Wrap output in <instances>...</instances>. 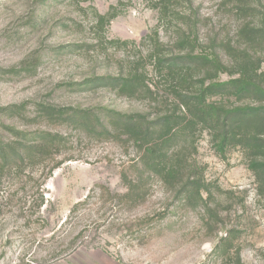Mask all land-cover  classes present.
<instances>
[{
  "label": "rangeland",
  "instance_id": "374dc122",
  "mask_svg": "<svg viewBox=\"0 0 264 264\" xmlns=\"http://www.w3.org/2000/svg\"><path fill=\"white\" fill-rule=\"evenodd\" d=\"M155 1L0 0V107L24 103L28 109L27 117L0 120L66 141L55 154L62 163L50 175L49 164L0 177V264H264V202L241 148L220 153L207 131L186 141L214 199L208 220L157 180L142 204H117L111 196L125 192L122 173L130 174L138 158L132 144L35 117L37 105L91 109L103 118L115 111L153 119L173 110L171 86L147 58L149 37L157 33L164 53L176 55L187 28L164 21ZM192 2L194 53L217 51L227 62L225 45L234 44L242 21L226 0ZM259 3L256 23L264 13V0ZM99 16L107 23L98 25ZM260 57L264 69V53ZM138 65L158 103L105 84H81ZM209 101L237 105L217 96Z\"/></svg>",
  "mask_w": 264,
  "mask_h": 264
},
{
  "label": "trees",
  "instance_id": "16d2710c",
  "mask_svg": "<svg viewBox=\"0 0 264 264\" xmlns=\"http://www.w3.org/2000/svg\"><path fill=\"white\" fill-rule=\"evenodd\" d=\"M236 16L242 21L234 44L227 43L224 62L217 51L194 53L191 37L196 33L192 0H156L155 6L161 18L177 27L186 38L179 41L176 55H166L163 46L155 37L147 58L156 73L166 78L176 101L169 112L149 119L142 113L123 114L115 111L102 114L91 109L37 105L35 117L50 123H71L92 136H113L117 140L132 144L138 153L137 160L124 171L123 194L111 196L117 204L136 207L147 196L154 180L169 188L174 197L188 209H201L207 219L213 213L214 199L196 171V163L187 150V139L198 131H207L220 153L230 147L243 150L248 169L256 182V193L264 202V69L261 54L264 53V13L257 5L260 0H226ZM257 4V5H256ZM107 23L99 16L98 25ZM183 30V29H179ZM143 67L134 66L124 75L87 79L81 84H100L121 95L157 101V90L146 83ZM227 74L226 81L218 80ZM233 99L237 105L227 106L211 102L213 97ZM26 104L0 107V117L9 119L27 117ZM0 177L18 168H41L50 164L49 175L62 162L55 154L64 146L65 138L60 134L42 131L30 134L0 120ZM8 137L3 136V132ZM181 137L185 138L180 142ZM79 203L70 212L75 213ZM239 259L238 254L236 255Z\"/></svg>",
  "mask_w": 264,
  "mask_h": 264
}]
</instances>
